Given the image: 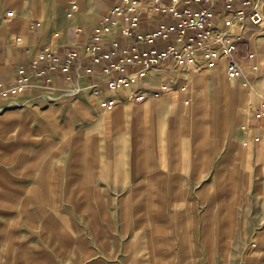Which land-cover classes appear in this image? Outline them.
<instances>
[{
    "label": "crops",
    "instance_id": "0c3cea01",
    "mask_svg": "<svg viewBox=\"0 0 264 264\" xmlns=\"http://www.w3.org/2000/svg\"><path fill=\"white\" fill-rule=\"evenodd\" d=\"M4 1L9 2L0 0V13ZM121 1L67 0L71 5L68 11L77 4L75 18L67 16L51 24L48 30L56 32V42L47 38L48 17L43 10H29L25 1L14 10V17L5 19L4 13L0 18V79L11 81L19 67L29 69L32 59L47 47L59 56L70 48L83 50L94 26ZM224 4L225 0H219L216 10H223ZM255 4L264 13V0H239L234 8L249 12ZM206 6L191 5L198 9ZM177 22L171 14L152 12L144 5L139 31L149 32L162 23ZM216 26V32L224 26L220 17L216 18ZM78 27L83 31L78 33ZM234 36L238 38L236 58L244 69V76L235 79L236 85L232 86L238 94L232 92L238 115L241 107L251 103L258 106L264 99V27L246 18ZM205 63V58L199 59L202 71L195 73L170 61L139 83L113 92L102 76L105 63L96 66L93 74L78 77L79 71L91 66L87 59L79 60L69 73L62 72L58 64L57 70L32 78L29 89L12 99L18 105L0 100V109L6 107L0 110V210L9 219L11 235L22 232L13 229L11 217L16 219L25 212L26 217L36 220L32 231H28L34 234V240L19 242L13 248L39 251L33 254L35 264H58L57 256L43 251H72L80 247L75 246V235L80 233L83 236L77 243L83 242L89 251L99 248L94 242L96 233L114 232L121 243L125 219H130L128 232L139 233L133 221L138 211L146 212L148 228H154L157 210L182 211V217L194 227L187 232H202V214L196 212L208 192L213 195L214 191V202L217 200L218 182L212 173L219 153L217 120L213 111L203 113V91L207 92V102H213L221 92L222 70L231 81L227 58H221L214 69L204 68ZM254 64L258 70H253ZM137 69L130 66L127 71ZM199 75L204 79L197 82ZM44 77L52 80L54 95L77 84L87 91L99 85L103 98L115 95L118 104L111 111L104 110L87 92L74 100L49 102L42 97ZM195 81L199 90L190 92ZM245 91L249 97L243 94ZM193 93L195 113L191 107ZM139 95L144 98L138 101ZM249 116L254 131L264 133L262 124L252 113ZM210 200L213 203L212 196ZM212 209L213 204L209 215ZM76 216L83 218L82 226L76 225Z\"/></svg>",
    "mask_w": 264,
    "mask_h": 264
},
{
    "label": "rangeland",
    "instance_id": "374dc122",
    "mask_svg": "<svg viewBox=\"0 0 264 264\" xmlns=\"http://www.w3.org/2000/svg\"><path fill=\"white\" fill-rule=\"evenodd\" d=\"M25 1L27 9L40 13L43 10L47 15V21L44 19L47 23L46 27L48 26L46 35L56 42V32L50 33L48 29L51 24L55 25L66 19L71 5L67 4V0H9V2L4 1L5 7L0 13V18L9 9L17 10ZM203 79L204 76L199 75L196 81L200 82ZM196 81L190 92L199 88ZM227 82L230 92H235L238 97L237 91L232 89V86L236 85V80L231 79ZM206 94L204 90L205 97ZM243 94L249 97L246 91ZM194 95L195 93L191 96L193 113L196 109ZM253 104L240 108L233 129H228L222 147V121H217L219 153L218 163L212 173L218 182L217 200L214 202V191L213 195L208 192V195L203 196L204 201L200 203L199 211L196 212L202 214L199 223L202 232H187L194 229L193 225L182 217V211L170 210V207L169 210L156 211L158 216L154 220V228L146 226L144 216L146 212L138 211V217H133V221L137 223L139 233H129L130 219H125L121 243L114 232L113 234L96 233L94 242L99 248L89 251L84 248L86 245L83 242L77 243L83 236L80 233L75 235V246L80 245V247L72 251L61 248L47 250L43 251V254L52 252L57 256L58 264H96L98 260L104 261V264L113 262L118 264H264V153L261 154L264 142H255L252 139L256 127L250 122L249 115L250 113L253 115L257 107ZM250 128L252 131L249 130ZM249 148L252 150V156L247 162L243 158V151ZM232 169L237 171L233 178ZM210 177L209 175L208 181ZM211 196L213 203L210 202ZM206 197L209 199L208 202ZM211 204L213 209L212 214L209 215ZM126 211L124 214L128 213ZM2 212L0 210V264H35L33 254L39 251L19 250L13 247L19 242L34 240V234L28 231L32 229L31 225H34L36 220L26 217L25 212L16 219L11 217L13 229L22 231L11 235L9 219L4 217ZM207 214L208 216H205ZM75 221L76 225H83L82 217L76 216ZM41 263L43 264V261Z\"/></svg>",
    "mask_w": 264,
    "mask_h": 264
},
{
    "label": "built area",
    "instance_id": "2783aa9c",
    "mask_svg": "<svg viewBox=\"0 0 264 264\" xmlns=\"http://www.w3.org/2000/svg\"><path fill=\"white\" fill-rule=\"evenodd\" d=\"M219 0H122L113 6L108 14L94 26L90 34L89 42L84 44L83 50L70 48L59 56L47 47L41 51L30 63V68L19 67L17 74L11 81L0 79V100H6L12 104L13 98L25 93L32 82V78L41 77L48 71L58 69L69 73L76 61L87 59L91 66L78 72L93 74L95 67L105 63L102 68L103 79L110 91L116 92L122 88L131 87L146 78L156 68L168 66L170 61L188 72L202 71L198 60L205 58L204 68L214 69L219 65L220 59H228L227 74L231 79H239L244 76V69L236 58L238 38L234 31L241 26L246 18L254 24L264 27V13L257 8V4L249 12L244 9L235 11L234 5L239 0H225L224 9L217 11L215 8ZM205 4V8H193L192 4ZM249 2H247L248 4ZM144 5L152 12L160 11L162 14H171L177 19V23H162L155 30L139 31L141 14ZM77 4H73L67 12L69 18H75ZM16 12L8 10L4 14L5 19L14 17ZM220 17L224 26L216 32V18ZM78 33L82 27L76 29ZM165 44L160 47L159 44ZM83 51V52H82ZM254 54H249L252 60ZM46 63L44 67L41 63ZM138 68L128 72V67ZM253 70L259 66L252 65ZM169 91L167 87L162 88ZM42 97L49 102H59L61 99L74 100L87 92L92 98L98 99V105L107 111H111L117 104L115 95L103 98L101 86L95 85L89 91L86 87L77 84L71 89H64L61 94L54 95L56 88L49 77H44ZM139 95L136 100H142ZM6 107H2L3 110ZM254 119L264 127V99L253 111ZM252 131V128L249 129ZM252 139L255 142H264V133L253 132Z\"/></svg>",
    "mask_w": 264,
    "mask_h": 264
},
{
    "label": "bare ground",
    "instance_id": "6f19581e",
    "mask_svg": "<svg viewBox=\"0 0 264 264\" xmlns=\"http://www.w3.org/2000/svg\"><path fill=\"white\" fill-rule=\"evenodd\" d=\"M264 42V39L262 40ZM262 47H264L262 45ZM264 65V61H263ZM235 80V79H233ZM227 78L225 75V71L222 70V76H221V92L220 95L215 98L213 102L209 101L207 102V94L204 100V105H203V113L213 111V115L217 121H222L221 125V130H222V139H221V147L224 144L225 137L227 134L228 129H233V124L235 122V117L237 116V110H238V105L237 102L232 99V92H230V88L228 86L229 82H227ZM11 105V104H10ZM22 105V104H21ZM2 108V107H1ZM220 147V148H221ZM243 158L247 162L250 161V157L252 156V150L249 148L247 150L243 151ZM264 153V147L261 151V154ZM264 159V158H263ZM250 164V162H249ZM236 169L231 170V176L232 178L235 177L233 176L236 173Z\"/></svg>",
    "mask_w": 264,
    "mask_h": 264
}]
</instances>
